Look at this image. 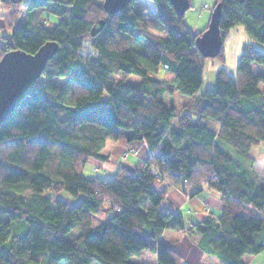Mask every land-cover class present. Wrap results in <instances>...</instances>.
I'll use <instances>...</instances> for the list:
<instances>
[{"label": "trees", "instance_id": "trees-1", "mask_svg": "<svg viewBox=\"0 0 264 264\" xmlns=\"http://www.w3.org/2000/svg\"><path fill=\"white\" fill-rule=\"evenodd\" d=\"M151 1L149 11L131 0L108 14L102 0H1L9 31L0 35V57L17 48L33 53L48 40L58 51L0 123V264H142L130 258L143 250L156 264H180V253L161 240L165 229L197 236L196 246L221 264H247L244 255L264 249V184L249 154L264 143V71L251 70L264 67V50L247 45L234 75L218 68L214 87L198 94L204 57L194 41L203 29H190L169 0ZM216 3L218 58L235 25L264 45V0ZM44 11L56 19L51 29ZM134 32L145 53L130 47ZM175 92L191 99L173 123L176 107L162 96ZM107 140L144 141L150 153L112 178L84 174L89 158L105 159ZM167 181L218 191L219 213L188 222L157 209ZM46 190L82 198L68 203ZM102 208L107 217L92 226ZM17 220L27 229L11 234Z\"/></svg>", "mask_w": 264, "mask_h": 264}, {"label": "rangeland", "instance_id": "rangeland-1", "mask_svg": "<svg viewBox=\"0 0 264 264\" xmlns=\"http://www.w3.org/2000/svg\"><path fill=\"white\" fill-rule=\"evenodd\" d=\"M189 3H190L189 8H187L183 14L185 23L190 29L194 31L204 29L208 24L215 0H189ZM137 5L147 11L153 9V4L151 0H137ZM0 9H1L0 16H1V21H2L0 24V29H3L2 27L4 26V18L7 12L4 6L2 5L1 0H0ZM25 19H26V15L23 13L21 15V18L19 19V24H21ZM43 22L46 28L51 29L56 24V19L44 11L43 12ZM155 24L158 28L161 26L159 21H156ZM6 30L7 32L9 31L8 29ZM0 35H1V32H0ZM247 45L248 44H245L243 46L242 51ZM130 47H132L133 49L141 53L146 52L145 42L137 35L136 32H134L133 35L131 36ZM232 56L233 54H231L225 42L224 49H223V58H224L223 60H221L217 56L213 58H208V57L204 58L203 70H202V84L197 91L198 94L204 92L208 88L214 87V76H215L214 71L217 70L215 68V65L220 66L222 64L223 68H225L228 71L232 66V61H233ZM213 69H216V70H213ZM251 70L254 74H260L264 71V67L258 63H252ZM129 80L134 81L136 80V78L134 76H130ZM260 88L264 90V83L260 84ZM190 99H191L190 96L182 95V94H179L178 92H175L171 95L162 96V101L166 105L172 104L176 107V110H175L176 116L172 119L173 123L176 121V118L178 117V115L183 112L181 108L182 104L186 103ZM136 151L137 150L134 148L129 149L122 153L121 158L126 159L130 155H135ZM261 156H263V159H264V152H263V155ZM261 164L264 167V160L261 161ZM82 171L84 174H96L104 178H112L114 176V172L95 168L90 163H86ZM263 174L264 173H262V175ZM171 187H174V186L171 185V183L167 181V191H169L168 188H171ZM45 193L50 194V195L53 194L55 198L64 200L68 203L79 201L82 198V194H79L77 198L74 200V198L68 193H66L65 191H58V192L53 193L49 190H46ZM163 201L164 199L158 204L157 209H160V207L163 204ZM219 202L221 204L220 196H219ZM201 205H202V208H201L202 210L198 209V214H197V217L199 220L205 217L206 215L205 213L210 212V204L208 202L202 201ZM107 214L108 213H106L105 208H102L98 212L93 213L91 215L92 226H96L97 224L104 221L105 218L107 217ZM184 219L186 218L184 217ZM26 229H27L26 223L22 221H18V220L14 221L10 227L11 234H22L26 231ZM167 230L168 231L167 233H165V237H167L168 239L169 234H172L171 236L174 241V245L181 254L180 264H221V261L218 259V257H216L215 255L203 252L196 246L194 241L197 238V236H189L185 232H181L176 229H167ZM77 233H78V228L74 227L66 234V237L72 238ZM9 240L6 242V244L9 242ZM6 244H4V247L6 246ZM243 258L247 262V264H264V249H262L260 252L256 254H246L243 256ZM130 260L134 262H139L142 264H156V255L152 251L143 250L140 252L139 255L132 256ZM55 264H67V263L59 262ZM90 264H98V263L95 261H92Z\"/></svg>", "mask_w": 264, "mask_h": 264}, {"label": "water", "instance_id": "water-1", "mask_svg": "<svg viewBox=\"0 0 264 264\" xmlns=\"http://www.w3.org/2000/svg\"><path fill=\"white\" fill-rule=\"evenodd\" d=\"M131 0H102L103 9L113 14L124 8ZM178 14H184L189 8V0H169ZM221 5L216 3L211 11L207 26L195 38V46L205 58L216 57L222 46V37L219 28ZM103 25L92 27L93 36ZM58 51L56 41H45L39 48L28 53L21 49H10L0 57V123L15 109L23 93L42 74L47 62Z\"/></svg>", "mask_w": 264, "mask_h": 264}, {"label": "crops", "instance_id": "crops-1", "mask_svg": "<svg viewBox=\"0 0 264 264\" xmlns=\"http://www.w3.org/2000/svg\"><path fill=\"white\" fill-rule=\"evenodd\" d=\"M1 15V9H0ZM1 16H0V24H1ZM7 30L0 29L1 34L6 32ZM225 42L231 54H233V61L231 68L227 71L232 76L235 73L236 65L239 62V56L242 52V48L245 44L251 45L255 48H259L264 50V46L253 42L245 33L243 27L241 25L233 26L226 38L223 41V49ZM215 65V68L218 69L222 64L218 67ZM223 67V66H222ZM213 69V70H216ZM215 72V71H214ZM136 149L135 155H130L126 159H122L121 155L123 152L129 149ZM262 152V154H261ZM263 152H264V143L259 142L258 144H254L249 149V154L254 157L255 162L253 164V168L257 175V179L259 182L264 184V167L261 164L263 159ZM101 153L105 155V159H96V158H89L87 163L92 164L95 168L112 171L115 172L118 166L124 165L126 167H131L136 161L144 160L149 155V149L144 141H131L127 142L124 140H107L104 147L101 150ZM167 194L164 198L163 204L159 210L165 212H178L183 217H185V221H199L197 214L198 209L202 208V201L208 202L210 204V212L213 213L215 216L219 213L220 210V202L219 196L220 193L214 189L208 188L205 183L201 184V188L197 191L195 190H181L177 187L168 188ZM202 210V209H201ZM186 211V212H185ZM207 215V213H205ZM205 215V216H206ZM167 229H165L161 235V240L167 243L171 248L177 250L174 245V241L172 239V234H169V237H165V233H167ZM180 235V234H178ZM183 237V236H181ZM180 253V252H179ZM181 255V254H180Z\"/></svg>", "mask_w": 264, "mask_h": 264}]
</instances>
